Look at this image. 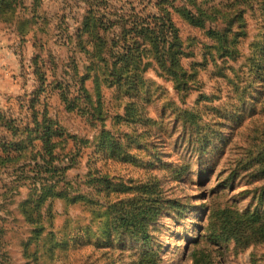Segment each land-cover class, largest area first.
Returning <instances> with one entry per match:
<instances>
[{
    "label": "trees",
    "instance_id": "16d2710c",
    "mask_svg": "<svg viewBox=\"0 0 264 264\" xmlns=\"http://www.w3.org/2000/svg\"><path fill=\"white\" fill-rule=\"evenodd\" d=\"M53 1L59 2L57 14L67 32L65 39L57 37L49 26L51 16L44 10L45 0H0V23L16 32L21 48L29 38L34 46L33 91L21 99L16 112L0 106V196L9 194L14 203L19 187H29L26 199L17 206L30 226L28 238L21 242L24 254L28 257L30 248L40 244L47 245L53 255L56 249L67 251L73 246L127 250V245H133L134 264H162V216H183L190 208V198L172 193L166 182L180 180L191 164L187 161L173 165L168 178L163 179L149 172L155 162L138 158L133 167L142 166L146 173H118L123 163L133 161L134 149L147 150L151 145L152 129L139 130V126L156 123L145 116L140 104L149 102V90L154 84L146 73L156 66L161 75L171 77L182 103L195 91L200 92L198 104L213 101L202 92L200 74L207 66L205 60H190L196 55L191 45L197 39L183 38L173 14L203 28L208 37L215 39L214 48L223 62L237 61L241 56L240 41L248 35L246 13L255 10L260 0H139L138 5L127 0V12L124 6L121 12L112 10L108 0H84L87 6L82 4V21L74 33L64 6L75 0H61L62 4L60 0ZM259 8L264 12V5L259 4ZM63 46L71 49L67 51L70 62L66 65H62L57 51ZM246 58L249 64L242 67L247 70L231 66L235 73L245 72L236 81L229 78L235 88L226 98L236 101L231 108H224L214 122L231 132L217 130L223 143L218 151L220 159H226L221 167L222 180L212 188L203 206L207 211L197 224L200 233L189 240L192 264H217L228 242H234L236 252L251 249L254 264L264 262V252L259 251L264 247V103L260 110L256 107L264 101V31ZM69 67L71 79L65 78L70 74ZM69 81L75 84V93ZM105 87H116L122 99L126 98L121 103L125 113H116L112 127L105 123L110 117L103 99ZM55 93L68 111H77L92 128L101 125L96 141L73 134L51 114ZM217 100L222 101V96ZM224 104L222 101L219 107ZM169 105L176 114L175 130L188 119L181 138L189 136L192 146L207 145L210 136L202 127V107ZM247 117L251 122L244 126L242 121ZM228 120L241 123L228 124ZM125 121L133 133L117 129ZM192 124L197 127L196 135H190ZM86 146L95 147L89 155L87 180L75 188L68 172L82 167ZM84 186L86 190H82ZM243 186L247 188L237 192ZM56 198H63L67 206L83 204L90 218H68L64 227L55 230ZM49 222L52 229L48 231ZM3 234L4 228L0 227V264H6L9 257Z\"/></svg>",
    "mask_w": 264,
    "mask_h": 264
},
{
    "label": "rangeland",
    "instance_id": "374dc122",
    "mask_svg": "<svg viewBox=\"0 0 264 264\" xmlns=\"http://www.w3.org/2000/svg\"><path fill=\"white\" fill-rule=\"evenodd\" d=\"M131 1L135 5L139 3V0ZM226 1L227 0H213L215 3ZM83 2L84 0H75L68 6H64L67 9V14L70 15L66 20L71 25L72 33L75 32L79 23L82 21L81 13L83 12ZM108 2H111L109 3V7L112 6V10L114 11L121 12V8L124 6L127 12L130 8L127 0H108ZM60 4H62L61 0ZM259 4L264 5V0H260L259 3L255 4V10H249L246 13L248 35L240 41V58L237 61L231 60L230 62H223L224 58L218 56L214 48V44L216 43L215 39L208 37L203 28L189 24L177 13L173 14L175 22L180 27L183 38L196 37L197 39L191 45V49L195 50L196 55L190 60H205L207 66L201 69L200 74L201 81L204 85L202 92L213 97V101H206L198 104L197 98L200 92L195 91L187 98L186 103H182L178 92L174 88L171 77L161 75L156 66L151 67L146 73L147 78L153 81L154 84L149 90V102L142 101L140 104L144 107L145 116L147 118H153L156 123L152 124L149 122L146 127L139 126V130L148 127L151 128V135L154 138H150L151 145L147 150L144 148L134 149L132 153L135 155V158L131 162L123 163V169L118 173L124 176H138L139 174L146 173L147 170L142 166L133 167V164L138 158L144 162H155L156 166L152 167L149 172L158 174L163 179L168 178L169 169L173 165H181L187 161L191 164V169L186 171L180 180L168 179L166 182V185L171 188L172 193L179 197L187 196L190 198V208L183 216H177L176 214H172L171 216L164 214L162 216V229L159 232L160 240L163 243L161 251V256L163 258L162 264H192L188 251L189 240L200 233L197 224L202 222L201 218L207 211V208L203 206L206 204V200L212 188L216 187L222 180L221 167L226 159L225 157L222 160L220 159L218 151L223 143L221 141L222 137L217 133V130L223 129L226 132H231L230 129H226L214 122L219 118L220 112H222L224 108H231L233 102L236 101L235 99L226 98L228 92L233 91L235 88L234 83L231 82L229 78H231L232 81H236L239 76H245L243 70H237L235 73L231 66L240 68L243 64H249L246 56L251 53L252 44L264 31L262 30L264 25V12L259 8ZM58 5V1L55 3L53 0H45L44 10L47 11L48 16H51V18H49V26L53 29V33L57 37L65 39L67 38V32L64 30L61 17L57 14L59 11ZM86 6L83 4L84 8H86ZM100 7L102 9L104 8V6ZM0 30L11 29L6 28L0 23ZM1 36L2 41L8 40L5 43L6 45H3V58L9 59V52H16V67L18 64V80L17 84L15 83L16 89L13 88V84L11 89L9 88L10 84H6L7 89H3V94L1 95V107L16 112L20 109L21 99L27 94H30L34 89L35 76L31 67V58L34 54L33 40L29 38L27 45L21 48L18 37L15 41H12L10 45L9 40L14 39V34L8 31H1ZM56 45L57 44H55V46ZM62 48L63 49H60L59 47L57 51L62 60V65H66L67 62H70L67 51L71 49L67 46H63ZM72 49H74V46H72ZM13 58H15V56H13ZM88 62L87 59V63ZM49 66H51V64H49ZM83 69L84 67H81V71H83ZM241 69L247 70L243 67ZM68 70L70 74L64 77L71 79L72 67H69ZM67 83H71L69 85L73 89V93H75V84L72 81ZM90 86L93 87L92 82ZM232 95H235V93H232ZM218 96H222V101H225L222 107H219L222 101L217 100ZM103 99L106 106L110 109V117L105 123H107L108 127H112L115 125L113 117H115L116 113H125L121 103L122 101H126V98L122 99L116 87H105L103 89ZM170 103L187 109H192L195 106L202 107L204 120V125L202 127L208 130L210 136L207 145L196 143V146H192L190 141L187 140L189 136L181 138L183 131L186 130L184 125L188 119L186 118L183 120L180 127L175 130L176 114L173 112V107L169 105ZM263 103L264 101L256 104L258 110L263 107ZM50 112L73 134L79 137H85L94 142L96 141V136L100 134L101 125L96 126V129H94L77 111H68L58 93H55L51 99ZM227 122L228 124L232 122L233 124L241 123L240 120H236L235 122L228 120ZM249 122H251V117L243 119L242 125H248ZM117 129L133 133L131 125L126 123V121L122 123V126H117ZM246 131L247 130H244V133ZM190 132V135H196V125H191ZM141 147H144V143H142ZM94 148L86 146L82 159V167L73 168L68 172L70 182H72L75 188L79 187L81 181L85 182L87 180V164L89 155ZM214 166L215 169H212ZM156 167L160 168L156 170ZM1 186H3L2 180H0V193L3 190ZM246 188L247 187L243 186L239 188L237 192L245 190ZM86 189V186L82 187V190ZM28 192V186H20L19 194L15 196L16 201L14 203H12L9 194L0 196V227L4 228V240L8 243L6 253L7 257H9L6 259V264H134L135 257L132 256L133 245H127V247H130L127 250L110 248L98 249L94 245L73 246L72 249L67 251L56 249L53 255L52 252L48 251L47 245L40 244L39 246L33 245L29 250L30 253L28 257H26L21 242L28 238L30 226L25 222L17 206L20 201L26 199ZM84 207L85 206L81 203L67 206L63 198L54 199L53 228L57 230L64 227L67 223L66 220L71 217L77 218L87 216L90 218V213L86 212ZM85 219L86 218H82L81 220L85 221ZM46 225L48 231L52 229L51 222L46 223ZM142 246L143 244L141 243L139 247ZM223 246L224 248L218 257L217 264H254L251 258V249L245 252H236L234 250V242L225 243ZM136 247L140 249L138 245H136ZM259 251L264 252V247L260 248ZM259 264H264V262L261 261Z\"/></svg>",
    "mask_w": 264,
    "mask_h": 264
},
{
    "label": "crops",
    "instance_id": "0c3cea01",
    "mask_svg": "<svg viewBox=\"0 0 264 264\" xmlns=\"http://www.w3.org/2000/svg\"><path fill=\"white\" fill-rule=\"evenodd\" d=\"M1 31H8L9 33L14 34V39H10L9 43L11 45L12 41H15L17 39V34L13 30H0V106L2 104V99L1 95L3 94V89L6 88V84H10L9 88L11 89L12 84L13 88L16 89L17 84V70H18V64L16 67V62H17V55L16 52L10 51L8 56L10 57L9 59L3 58V45H6L7 39L2 41V36H1ZM14 33H13V32ZM15 56V58H13Z\"/></svg>",
    "mask_w": 264,
    "mask_h": 264
}]
</instances>
